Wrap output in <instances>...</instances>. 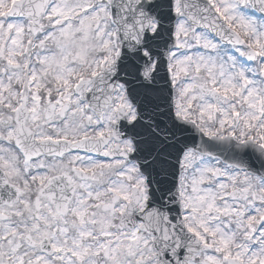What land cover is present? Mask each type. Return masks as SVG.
<instances>
[{
  "label": "snow or ice",
  "instance_id": "obj_1",
  "mask_svg": "<svg viewBox=\"0 0 264 264\" xmlns=\"http://www.w3.org/2000/svg\"><path fill=\"white\" fill-rule=\"evenodd\" d=\"M0 264H264V0H0Z\"/></svg>",
  "mask_w": 264,
  "mask_h": 264
}]
</instances>
